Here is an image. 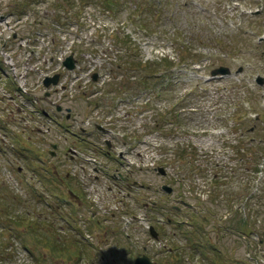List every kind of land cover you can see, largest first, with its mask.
Returning <instances> with one entry per match:
<instances>
[{
    "label": "rangeland",
    "instance_id": "1",
    "mask_svg": "<svg viewBox=\"0 0 264 264\" xmlns=\"http://www.w3.org/2000/svg\"><path fill=\"white\" fill-rule=\"evenodd\" d=\"M22 1L0 0V264H264V0H150L143 28L148 0L91 3L65 33L55 0ZM134 59L171 63L170 91L135 96Z\"/></svg>",
    "mask_w": 264,
    "mask_h": 264
},
{
    "label": "trees",
    "instance_id": "2",
    "mask_svg": "<svg viewBox=\"0 0 264 264\" xmlns=\"http://www.w3.org/2000/svg\"><path fill=\"white\" fill-rule=\"evenodd\" d=\"M91 3H95L98 5H101L102 7H104L107 11H109V14H113L114 12H116V10L118 9V0H55L53 3L54 6V13L52 15L53 20L55 19V24L59 25L61 24V28H59L60 31H63L64 33L69 31L66 27H68L70 29L71 27V21L75 20L76 22H79V20L81 19L80 17V12L83 11V9L87 6V4H91ZM32 4V2L30 0H23L17 7L15 10V13L19 16L24 15L26 13L25 9L26 7L30 6ZM75 12H71L70 10L75 9ZM98 8H100L98 6ZM153 5L150 3V0H148V3H145L144 6H138V5H134L133 6V10L130 8V14L126 19V23L127 24H132L133 26H139V27H144L145 26V19H143L142 14L147 13L149 10H152ZM80 18V19H79ZM79 23H76V26H78ZM261 34H259L258 36H260ZM117 39V38H116ZM120 40V39H117ZM132 50V55H135L138 48H131ZM137 55L133 56V58H136ZM192 57V56H191ZM186 57L183 58L182 61L183 62H187V60H191L192 59ZM136 59L133 60V65H131L130 69L131 70H136L137 72H140L141 68H143V70H147V72L138 74L136 77V81L138 82V85L140 86L137 92V96L138 94H150L152 96V98H159L160 96L164 95L165 93L169 92L171 87L174 85V81L173 80H168L167 75L163 72L164 69L169 70L172 66L171 63H164V68H161L160 63H158V65L151 67V66H145L146 63L143 61H138L136 62ZM150 65H152V63H150ZM129 69V70H130ZM178 85H180V82H178L175 87H177ZM205 88V87H203ZM204 92L207 91V88H205L203 90ZM233 91V90H232ZM192 93V90L188 93L189 95ZM251 107H249V113H250V121H252L253 123H257V121H259L262 117V114L260 112V110H254V108L252 107L254 105V102L252 100H248ZM236 104V103H235ZM234 107V106H233ZM235 107L234 110L232 111L231 115L235 112ZM178 120L177 116L174 114V116L172 117V120ZM161 121L165 122L166 119L161 117ZM165 124H167V122H165ZM255 126L250 127L249 131L253 132ZM250 142H251V147H249V150L251 151V156L249 157V164L253 167L254 171H257L258 169V165H259V156L257 154V142L255 140V138L253 137V133L251 135L250 138ZM255 144H257L256 146V150H255ZM254 148V150H253ZM246 151V150H245ZM241 155H244V152H242ZM178 158H182L180 155L178 156ZM242 159H240L239 161V168L243 169L244 167H246L245 163L242 162ZM196 170V168L194 169V171ZM193 171V172H194ZM264 193V191H263ZM252 198V194H250V196L248 197L247 195L243 196L241 199L242 204V211L241 212H246L249 213L252 211L251 208V204H250V200ZM258 199H260L259 201H261L262 199H264V194L261 196H258ZM240 212V213H241ZM248 215V214H247ZM243 221H245V218L242 219ZM241 223L243 224V222L241 221ZM263 227V233H264V226ZM245 233H251V231L249 229H247L245 231ZM50 237V236H49ZM47 238V236L45 237ZM190 239V238H188ZM264 240H262L263 242ZM54 244H56V242H54ZM57 244L59 245V242H57ZM56 244V245H57ZM60 246V245H59ZM58 246V247H59Z\"/></svg>",
    "mask_w": 264,
    "mask_h": 264
},
{
    "label": "water",
    "instance_id": "3",
    "mask_svg": "<svg viewBox=\"0 0 264 264\" xmlns=\"http://www.w3.org/2000/svg\"><path fill=\"white\" fill-rule=\"evenodd\" d=\"M62 63H63L64 68H66L69 71H72V69L75 68V64H76L75 59L72 55L64 58ZM239 72H241V68H238L236 70V73H239ZM210 75H211V77L217 76V75H219V76L230 75V69L228 67H225V66L218 67V68L213 69L212 72L210 73ZM59 77H60L59 74H56V75L52 76L51 78L45 77L42 84L46 88L50 87L51 85H57ZM97 77H98V74L94 73V75L92 76V81L96 80ZM256 83L258 85H262L264 83V78L258 76L256 79ZM58 110H60V107H58ZM67 111L69 112L70 110L68 109ZM97 128L102 130V128L100 126H98ZM52 147L54 148V145ZM158 172L160 173V175L163 176L164 170L159 168ZM166 190H167V192L170 191L169 188H167ZM149 231H150V235L152 238H155L157 236V233L153 230L152 227L149 228ZM133 264H153V263H151L149 258L145 255V256L135 258Z\"/></svg>",
    "mask_w": 264,
    "mask_h": 264
},
{
    "label": "flooded vegetation",
    "instance_id": "4",
    "mask_svg": "<svg viewBox=\"0 0 264 264\" xmlns=\"http://www.w3.org/2000/svg\"><path fill=\"white\" fill-rule=\"evenodd\" d=\"M66 118H67V117H66ZM154 205H155V204H153V207H154ZM167 222H168V223H170V222H171V220H168ZM186 223H187V222H186ZM159 234H160V232H159ZM135 258H136V257H135ZM148 258H149V260L151 261V263H153V264H159V263H157V262H156V263H154V262L151 260V258H150V257H148ZM133 262H134V260H133ZM133 262H132V264H133Z\"/></svg>",
    "mask_w": 264,
    "mask_h": 264
}]
</instances>
